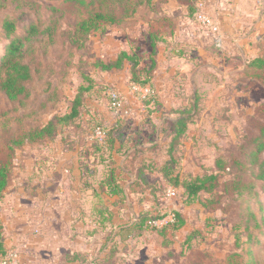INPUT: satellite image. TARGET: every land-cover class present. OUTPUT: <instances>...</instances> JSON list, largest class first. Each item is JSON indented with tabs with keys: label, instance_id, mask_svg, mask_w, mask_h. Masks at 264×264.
I'll return each instance as SVG.
<instances>
[{
	"label": "rangeland",
	"instance_id": "1",
	"mask_svg": "<svg viewBox=\"0 0 264 264\" xmlns=\"http://www.w3.org/2000/svg\"><path fill=\"white\" fill-rule=\"evenodd\" d=\"M204 1L228 48L214 45L216 35L198 22L191 0H85L83 6L75 0H0V64L10 40L19 37L26 43L22 62L33 70L20 99L10 100L0 87V170L8 174L0 219L5 250L17 254V264H264V185L258 179L264 147L253 141L264 125V69L252 66L264 58V0ZM96 13L114 18L115 25L82 36L80 24ZM5 20L16 27L10 38ZM186 25L209 57H194L195 68L184 76L173 72L168 86L172 79L180 96L155 87L159 97L147 104L149 89L132 86L130 66L104 71L100 65L127 52L149 67L155 52L142 53L145 44L156 46L171 30H180L179 36ZM218 65L231 73L223 75ZM77 100L82 119L119 122L131 146L143 149L116 162L94 153L92 142L89 151L66 150L67 143H78L77 130L55 118L69 114ZM176 108L196 121L169 158L163 145L174 134ZM51 121L50 138L37 139ZM140 160H168L172 175L187 182L215 178L188 199L167 179L148 174L155 186L150 193L126 172H135ZM112 168L126 200L101 185L115 183ZM170 189L176 196L168 195ZM173 210L181 211L182 226L155 230ZM163 214L169 217L156 219ZM138 218L144 221L133 226ZM126 225L133 227L117 234Z\"/></svg>",
	"mask_w": 264,
	"mask_h": 264
},
{
	"label": "trees",
	"instance_id": "2",
	"mask_svg": "<svg viewBox=\"0 0 264 264\" xmlns=\"http://www.w3.org/2000/svg\"><path fill=\"white\" fill-rule=\"evenodd\" d=\"M79 5H85V0H75ZM181 1V0H178ZM184 1V0H182ZM150 0L145 2V5H149ZM193 6L196 0H191ZM196 12V9L193 8ZM196 15V13H195ZM116 21L112 17H107L105 14L96 13L94 16H90L88 19L83 21L80 24L79 30L82 33V36L87 34L96 33L100 29L108 27L109 25H115ZM33 28H31L32 30ZM3 30L6 33L8 38L14 36L15 34V24L10 20H5L3 24ZM25 42L22 38L13 37L10 40V43L6 47V53L3 56L0 64V87L5 92L7 97L14 101L23 97L27 93V85L33 77V70L31 67L22 62L23 58V50L25 47ZM152 54L156 52V46L151 44ZM139 57V56H138ZM132 56L127 52H122L115 61L110 62L109 64L100 63L104 71H112V70H121L126 66H130L131 70V84L133 87H139L141 89H149V93L143 97V101L149 104L152 100H155L159 97V93L155 90V85L153 82V71L155 69L154 62L151 63L149 67H141V60ZM259 65L258 67L264 69V58H260L255 60L252 63V66ZM144 77V78H143ZM196 107V106H195ZM194 107V108H195ZM80 108V100L75 101L71 112L61 117L55 118L56 122L63 124L64 126H72L77 130L76 135L79 138L78 143H74L73 141L66 144V150L75 149L74 147L84 148L86 147V151H89L88 143L92 142L91 146L94 149V153L102 152V155H109V158L112 161L116 162L117 158L131 156V154L135 152H140L143 149V146H131V141L128 135L125 133V126H120L119 122L115 123H107L98 118H83V111ZM172 113L180 114L178 118L172 121V130H174V134L172 135L171 141L167 142L163 145V150L167 153L169 158L173 157L174 150L180 145L181 142L187 137L188 127L190 124L194 123L195 118H190L185 113L181 115L182 110L176 109L171 110ZM195 113L196 110L194 111ZM187 113V112H186ZM195 114V115H197ZM54 121H51L47 126L43 127L37 133V139H48L50 138V133ZM101 134L102 138H98V134ZM254 142L259 143V149L264 147V125L261 128L259 136H255ZM70 153V152H69ZM79 159V158H78ZM170 160V159H169ZM101 163H105L106 159L101 158ZM144 160H140L138 164H136L135 172L130 173L134 178V184H143L151 191L154 192V182L151 181L148 177V174H158V179H167V183L169 186L174 188L182 189L184 195L187 196L188 199H194L202 190L206 188V183L214 179L215 176L208 177H195L192 178L189 182L185 179L179 177V175H172V171L170 170V163L168 160L162 161L160 164L149 161L148 165L144 164ZM148 168L150 172H147ZM112 174V179L114 180V184L106 183L105 181L101 182V185H108V188L111 189L110 194L113 196H123V199L126 200L125 194V186L121 184L120 176L116 174V170L114 168L110 169ZM109 171V172H110ZM126 171V170H125ZM129 174V171H126ZM258 179L264 185V159L259 164V172ZM186 181V182H185ZM158 183L161 185V181ZM8 187V174L5 172L3 168L0 170V193H3ZM264 192V187H263ZM170 220H167L164 225L161 227L154 226L157 231H167V230H178L183 224V215L179 210H173L170 213ZM169 217L165 214L157 217L156 219H165ZM142 219L138 218L133 226L138 227L142 224ZM156 220L150 221L149 223H154ZM176 224H178L176 226ZM133 226H122L119 227L120 231L117 234H120L122 231L130 230ZM4 225L0 219V261L4 256L8 253L5 250L4 244Z\"/></svg>",
	"mask_w": 264,
	"mask_h": 264
},
{
	"label": "crops",
	"instance_id": "3",
	"mask_svg": "<svg viewBox=\"0 0 264 264\" xmlns=\"http://www.w3.org/2000/svg\"><path fill=\"white\" fill-rule=\"evenodd\" d=\"M187 27L188 26L186 25V27H184V29L178 33L179 36H177V32L180 30H176V31L174 30V32L176 33L175 35H173L172 30L169 31L168 33L163 32L160 34L161 36L159 37V40L156 42V52L153 56V58L155 59V61H153L155 63V69L153 71V75H154L153 82H154L155 87H159L162 90L160 93L162 95H164L165 93H168V91L170 90L171 92L174 93L173 95L180 96L182 90L181 89L179 90L177 87H175L173 85L172 79H171L170 86H168V79L170 77L171 78L173 77V72L176 71L177 69H180V71H182L181 76L186 75L189 70L191 71L192 69H194L195 68L193 66L194 65V61H193L194 57H204L205 55H206L205 57L208 56L207 52L202 47L203 42L199 39H196L194 36L193 37L190 36V34L188 33L189 28H187ZM224 29H226V28H224ZM165 31H167V30H165ZM162 36H163V38H161ZM182 38H184V39H182ZM225 44H226L225 48H228L229 44L227 43V40H226V42H224V46H225ZM239 47L240 46L238 45L237 48H239ZM234 49H235V47H234ZM143 52L145 54L150 53V55H152V48L149 47V44L148 45L145 44V48L142 51V53ZM191 53L196 54V55L189 58V54H191ZM216 61H218V59ZM153 62H151V63H153ZM218 67H219L218 69H220L219 71L223 75L224 74L229 75V73H231V72L224 73V71H222L223 70L222 67L219 65H218ZM201 68L199 66L196 70H193V73L199 72ZM237 71H239V70H237ZM176 74H178V73H176ZM196 79H197V77L195 75H193L191 78V83L196 84ZM167 87H169V88H167ZM183 88H184V86H183ZM171 108H173V106H170V109ZM112 123H115V122H112ZM187 136H188V134H187ZM158 164H160V163L158 162ZM127 175L132 176L130 174V172ZM131 183L132 184L134 183V178L132 179ZM7 242L8 241H7V237L5 234L4 235L5 247H7V245H6Z\"/></svg>",
	"mask_w": 264,
	"mask_h": 264
},
{
	"label": "built area",
	"instance_id": "4",
	"mask_svg": "<svg viewBox=\"0 0 264 264\" xmlns=\"http://www.w3.org/2000/svg\"><path fill=\"white\" fill-rule=\"evenodd\" d=\"M196 10L198 11L196 18L203 28L208 29L212 34H215L213 39L214 45L217 48L224 46L223 35H221L220 26L214 21V19L209 16L206 12V5L204 0H196ZM114 105L117 103L116 95H112ZM168 195L171 197L176 196L174 190H169ZM0 264H17V254L15 252H8L4 258L1 259Z\"/></svg>",
	"mask_w": 264,
	"mask_h": 264
}]
</instances>
